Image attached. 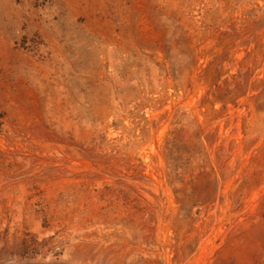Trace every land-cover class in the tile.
Here are the masks:
<instances>
[{
  "label": "rangeland",
  "instance_id": "rangeland-1",
  "mask_svg": "<svg viewBox=\"0 0 264 264\" xmlns=\"http://www.w3.org/2000/svg\"><path fill=\"white\" fill-rule=\"evenodd\" d=\"M0 264H264V0H0Z\"/></svg>",
  "mask_w": 264,
  "mask_h": 264
}]
</instances>
